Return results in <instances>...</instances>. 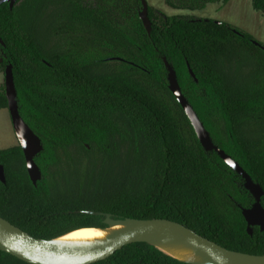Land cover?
I'll return each instance as SVG.
<instances>
[{"label": "trees", "instance_id": "obj_1", "mask_svg": "<svg viewBox=\"0 0 264 264\" xmlns=\"http://www.w3.org/2000/svg\"><path fill=\"white\" fill-rule=\"evenodd\" d=\"M18 0L0 8L1 71L13 66L20 113L42 140L35 186L24 151H0V217L36 239L106 228L105 217L169 220L219 246L264 256L248 233L245 180L207 152L170 90L164 58L214 144L264 190V44L226 23L158 16L140 0ZM205 10L214 0H165ZM228 1V0H227ZM264 15V0H252ZM190 70L196 76L192 77ZM9 108L0 88V110ZM264 208V198L262 200ZM0 264H28L0 251ZM97 264H186L154 246Z\"/></svg>", "mask_w": 264, "mask_h": 264}, {"label": "water", "instance_id": "obj_2", "mask_svg": "<svg viewBox=\"0 0 264 264\" xmlns=\"http://www.w3.org/2000/svg\"><path fill=\"white\" fill-rule=\"evenodd\" d=\"M140 1L143 5L140 17L148 34L151 35L153 24L149 17L150 5L147 0ZM7 3L10 4L11 10H13L18 0H0V8ZM255 44L261 46L258 42H255ZM0 45L5 46L1 37ZM5 59L6 56L0 57V67L4 64ZM164 63L169 73L170 90L191 121L203 148L207 152H216L230 168L243 177L245 180V188L256 199V203L251 209L243 210V215L248 223V233L252 236L255 227H259L261 232L264 233V208L262 206V200L264 198L263 188L254 182L251 176L236 160L214 144L210 133L205 128L192 105L184 96L176 71L166 58H164ZM190 73L196 82H198L194 72L190 70ZM5 77L6 97L9 103L8 109L12 117L14 130L25 154L29 176L33 184L37 186L43 178L42 171L35 161L36 157L44 150L42 140L21 116L12 65L7 66ZM0 180L4 184L7 183L3 166H0ZM88 214L105 217L104 224L106 228L85 229L107 230L118 226H124L125 229L99 247L87 251L68 252L52 245L53 241L63 238L66 235L48 241L36 239L0 217V251L12 255L28 264H97L109 259L117 252L133 244L144 243L161 250L154 242L161 239H168L190 246L203 256L209 264H264V256H255L227 250L209 239L202 237L193 230L169 220H120L115 219L110 214L105 215L95 212H88ZM161 251L164 252L163 250ZM164 253L172 257L168 253ZM174 259L177 260L176 258Z\"/></svg>", "mask_w": 264, "mask_h": 264}, {"label": "rangeland", "instance_id": "obj_3", "mask_svg": "<svg viewBox=\"0 0 264 264\" xmlns=\"http://www.w3.org/2000/svg\"><path fill=\"white\" fill-rule=\"evenodd\" d=\"M158 16L182 17L185 19H205L226 23L240 31L251 34L256 42L264 44V15L257 12L252 0H214L205 10H177L167 5L165 0H147ZM94 5L93 0H84ZM1 57V52H0ZM6 85L5 71L0 72V88ZM6 87V86H5ZM19 145L9 109L0 110V151Z\"/></svg>", "mask_w": 264, "mask_h": 264}, {"label": "bare ground", "instance_id": "obj_4", "mask_svg": "<svg viewBox=\"0 0 264 264\" xmlns=\"http://www.w3.org/2000/svg\"><path fill=\"white\" fill-rule=\"evenodd\" d=\"M124 229V226H118L107 230H79L53 241L52 245L68 252L87 251L103 245ZM154 244L181 262L209 264L203 256L186 244L168 239L155 241Z\"/></svg>", "mask_w": 264, "mask_h": 264}]
</instances>
